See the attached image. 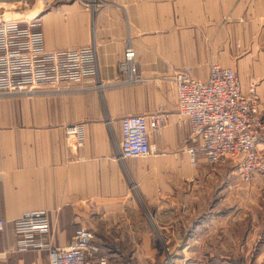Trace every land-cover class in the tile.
<instances>
[{
    "label": "crops",
    "instance_id": "crops-1",
    "mask_svg": "<svg viewBox=\"0 0 264 264\" xmlns=\"http://www.w3.org/2000/svg\"><path fill=\"white\" fill-rule=\"evenodd\" d=\"M35 6L47 49L95 41L104 81L119 77L130 40L147 83L105 93L104 110L93 109L88 96L0 101V220L44 212L51 224L44 243L69 247L76 231L85 228L97 233L94 243L104 256L106 246L121 244L113 235L132 228L124 205L126 171L134 176V169L118 157L116 119L163 107L169 118L160 134L151 135V144L164 157L162 164L184 165L191 127L178 114L175 72L190 67L196 80L206 81L214 64L248 69L246 54L253 53L256 39H264V0H36ZM80 122L86 125V142L78 148L65 127ZM117 250L109 264H121ZM0 264L50 263L45 249H19L6 226L0 231Z\"/></svg>",
    "mask_w": 264,
    "mask_h": 264
},
{
    "label": "rangeland",
    "instance_id": "rangeland-1",
    "mask_svg": "<svg viewBox=\"0 0 264 264\" xmlns=\"http://www.w3.org/2000/svg\"><path fill=\"white\" fill-rule=\"evenodd\" d=\"M35 2L30 0L23 11L0 12V19L19 21L35 16L43 32L42 16ZM90 45H95L97 57L96 42ZM253 45V53L246 54L250 59L249 68L234 71L241 79L243 91H252L264 117V39H256ZM129 46L134 49L132 42L127 40L125 51ZM80 47L46 49L65 51ZM124 54L118 64V78L102 81L98 69V79L85 80L58 94L0 95V101L88 96L93 100V109L99 106L104 110L105 93L132 91L147 83L144 76L143 83L131 80L128 69L123 67ZM96 61L98 64V57ZM137 66L139 70L138 60ZM73 88L85 90L72 92ZM158 110L165 112L163 107ZM73 125L82 127L85 140L82 146L71 140L76 147H83L86 125L80 122L68 126ZM115 137L118 143L117 135ZM257 151L262 165L249 182L240 177L234 162L209 164L202 159L193 164L187 150L182 155L185 164L177 167L162 164L164 157L158 153L145 159L126 160L134 169V176L126 171L129 199L124 205L126 224L129 221L132 228L126 226L117 237L113 235V240L120 239L121 244L104 248L107 264L110 263L109 255L117 249V252L122 251L121 264H264V135L257 143ZM144 241L147 245H141ZM98 256H101L100 247L95 258Z\"/></svg>",
    "mask_w": 264,
    "mask_h": 264
},
{
    "label": "built area",
    "instance_id": "built-area-1",
    "mask_svg": "<svg viewBox=\"0 0 264 264\" xmlns=\"http://www.w3.org/2000/svg\"><path fill=\"white\" fill-rule=\"evenodd\" d=\"M29 3L30 0H0V12L23 11ZM0 22V95L58 94L85 80L98 79L95 45L48 51L39 19ZM123 67L132 81L145 82L138 70L136 52L130 46L125 51ZM174 81L178 114L191 127L192 146L187 149L191 162L196 164L200 158L209 164L232 161L240 177L249 182L262 165L257 143L264 135V117L252 91L245 93L236 71L218 64L211 67L206 81L196 80L189 67L177 70ZM84 90L73 88L72 92ZM168 118L161 110L123 117L120 160L152 156L155 148L150 137L161 133ZM65 133L78 146L83 145L81 126H68ZM6 226L18 239L19 249H45L50 264H107L103 255L95 258L99 247L94 243L95 233L89 229L77 230L73 244L66 248L44 243L41 239L51 228L44 212L26 213L13 221L0 220V231Z\"/></svg>",
    "mask_w": 264,
    "mask_h": 264
},
{
    "label": "bare ground",
    "instance_id": "bare-ground-1",
    "mask_svg": "<svg viewBox=\"0 0 264 264\" xmlns=\"http://www.w3.org/2000/svg\"><path fill=\"white\" fill-rule=\"evenodd\" d=\"M29 19H21V20H19L20 22H22V23H26L27 21H30V20H33L34 18H32V17H28ZM4 18H2V19H0V21H2ZM4 20H8V19H4ZM1 23V22H0Z\"/></svg>",
    "mask_w": 264,
    "mask_h": 264
}]
</instances>
